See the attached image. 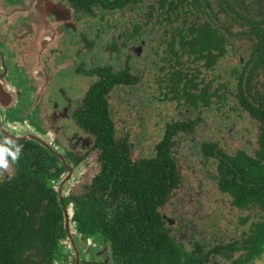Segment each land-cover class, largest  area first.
Returning a JSON list of instances; mask_svg holds the SVG:
<instances>
[{"label": "flooded vegetation", "instance_id": "1", "mask_svg": "<svg viewBox=\"0 0 264 264\" xmlns=\"http://www.w3.org/2000/svg\"><path fill=\"white\" fill-rule=\"evenodd\" d=\"M14 184L62 229L51 264H125L133 188L180 264L264 261V0H0Z\"/></svg>", "mask_w": 264, "mask_h": 264}, {"label": "trees", "instance_id": "2", "mask_svg": "<svg viewBox=\"0 0 264 264\" xmlns=\"http://www.w3.org/2000/svg\"><path fill=\"white\" fill-rule=\"evenodd\" d=\"M109 142V139L104 142L106 149L119 154L118 149L106 145ZM150 170L157 176L167 173L163 168ZM133 189L131 200L135 202V207H129L137 211V217L126 226L114 228L110 237L116 243L114 248L123 249L125 264H180L171 241L153 225L157 220L151 218L154 209L149 205L150 197H142ZM39 206L41 203L29 186L14 184L0 191V264H51L57 257L54 254L59 249L56 239L62 236V229H50L38 221ZM54 211L52 215L48 213V218L60 216L56 208ZM54 225H57V219ZM121 230L124 232L121 233ZM263 246L264 243H255L254 248L258 250Z\"/></svg>", "mask_w": 264, "mask_h": 264}, {"label": "rangeland", "instance_id": "3", "mask_svg": "<svg viewBox=\"0 0 264 264\" xmlns=\"http://www.w3.org/2000/svg\"><path fill=\"white\" fill-rule=\"evenodd\" d=\"M145 111H153V112H155V109L154 108H152V107H147V108H145V109H143L142 110V112H145ZM126 118V116H124V117H122L121 119H125ZM121 121H125V120H121ZM121 128V127H120ZM120 135L121 134H123V133H119ZM133 137V136H132ZM93 160V159H92ZM259 264H264V261H262L261 263H259Z\"/></svg>", "mask_w": 264, "mask_h": 264}, {"label": "built area", "instance_id": "4", "mask_svg": "<svg viewBox=\"0 0 264 264\" xmlns=\"http://www.w3.org/2000/svg\"><path fill=\"white\" fill-rule=\"evenodd\" d=\"M63 264H69V261H65Z\"/></svg>", "mask_w": 264, "mask_h": 264}, {"label": "crops", "instance_id": "5", "mask_svg": "<svg viewBox=\"0 0 264 264\" xmlns=\"http://www.w3.org/2000/svg\"><path fill=\"white\" fill-rule=\"evenodd\" d=\"M67 261V260H66Z\"/></svg>", "mask_w": 264, "mask_h": 264}]
</instances>
